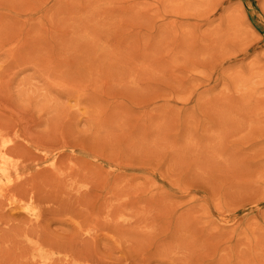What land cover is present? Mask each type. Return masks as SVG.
Segmentation results:
<instances>
[{"label": "rangeland", "instance_id": "374dc122", "mask_svg": "<svg viewBox=\"0 0 264 264\" xmlns=\"http://www.w3.org/2000/svg\"><path fill=\"white\" fill-rule=\"evenodd\" d=\"M0 264H264V0H0Z\"/></svg>", "mask_w": 264, "mask_h": 264}]
</instances>
